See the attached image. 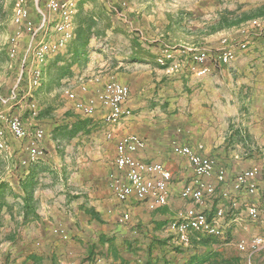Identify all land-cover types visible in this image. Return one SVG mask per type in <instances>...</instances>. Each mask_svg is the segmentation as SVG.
<instances>
[{
  "label": "crops",
  "instance_id": "1",
  "mask_svg": "<svg viewBox=\"0 0 264 264\" xmlns=\"http://www.w3.org/2000/svg\"><path fill=\"white\" fill-rule=\"evenodd\" d=\"M223 4L222 0H103L100 13L111 14L116 20L103 28L106 39L100 45L104 52L110 47L113 56L105 58V53L91 52L89 47L97 43L98 36L91 29L87 66L93 70L84 79L86 89L74 79L72 87L79 96L92 98L111 79L127 84L128 105L134 115L120 124L109 125L104 120L108 108L100 102L95 112L87 116L75 108L72 100L73 110L82 116L72 115L73 111H65L66 108L57 114L52 102L46 114H39L46 130L43 141L46 155L29 167L14 166L0 180V264H196L197 260L190 263L194 255L207 246L195 239L200 240L196 236L205 234L191 229L192 243L183 246L177 243L169 227L190 207L209 215L224 209L221 221L224 232L221 236L213 235L217 242L209 248L214 252L213 258H217L216 264H241L242 260L232 253L234 241L264 232V42L245 34L244 22L214 29L225 11ZM237 7L233 11L245 9ZM38 8L49 14L35 0L33 9L38 12ZM206 15L213 18L207 32L202 29H206L208 22L199 29L186 23L188 17ZM180 31L182 37L175 35ZM200 31L203 35H199ZM240 31L236 35L239 43L235 44V36L230 34ZM225 36L230 40L227 46L233 47L236 56L231 64H217L211 58L222 50ZM73 41L76 39L68 44L67 52ZM242 41L248 42L246 49L240 47ZM200 42H209L210 55L201 65L206 67L201 74L189 69V60L185 68L190 74L184 75L168 74L157 62L166 43L198 47ZM29 44L26 32L20 38L18 50L19 53L26 47L23 55L27 59L26 69L22 67L26 77H30L35 66L33 54L28 52ZM71 68L62 82L77 72L87 71H81L78 62ZM98 73L99 80L89 78ZM32 97L36 99L34 94ZM63 123L69 129L82 125L83 130L69 134L59 143L57 134ZM37 125L40 124L28 126ZM110 130L114 131L112 138L107 137ZM51 133L53 139H49ZM130 133L146 140V146L133 153L135 157L161 161L171 170L166 205L151 209L147 201L135 196L121 201L112 191L109 180L116 171V146L121 137ZM8 138L9 142L10 138L17 139L11 134ZM55 139L58 143H54ZM174 142L202 144L203 152L217 158L218 168L220 161H224L229 174L257 168L258 193L233 191L232 178L219 182L214 173L208 180L216 185L215 194L207 195L202 202L181 197V190L193 181L195 173L188 157L172 151ZM55 144L57 148L52 149ZM230 144L246 146L251 152L241 157L237 150L230 149ZM254 145L261 148L257 150ZM72 146H82L91 159L86 162L82 151L69 152ZM24 151L22 157L27 154L25 147ZM27 179L33 183L23 188ZM223 191H230L231 195L224 196ZM250 205L259 209L255 219L248 214ZM126 213L129 218L122 220ZM253 260L255 264H264V250L255 253Z\"/></svg>",
  "mask_w": 264,
  "mask_h": 264
},
{
  "label": "built area",
  "instance_id": "2",
  "mask_svg": "<svg viewBox=\"0 0 264 264\" xmlns=\"http://www.w3.org/2000/svg\"><path fill=\"white\" fill-rule=\"evenodd\" d=\"M84 0H47L46 8L49 14L38 8L40 22H36L28 0H16L13 9V22L18 26L9 42V56L15 57L19 50L20 38L25 30L30 36L28 52L33 54L34 68L28 78V86L22 83L23 75L19 77L18 83L12 89L9 96L0 95V105L10 106L13 101L22 102L27 99L28 108L34 117L39 116L40 108L38 103L32 98L33 89L43 84L42 65L58 54L67 52L68 44L77 37L75 26V15L79 10V3ZM249 26L255 35L264 37V15L255 17L249 21ZM246 34L247 27L242 29ZM228 37L223 38V48L220 54V61L224 64H231L236 54L233 47L227 46ZM242 49L248 47L247 41L240 43ZM177 48L182 52H191L192 60L189 62V69L196 74H201L206 67H201L209 58V51L205 47L193 46H173L166 44L162 47L157 56V62L169 74H185L187 59H183ZM26 58L23 59L24 69ZM23 73V72H22ZM87 74H76L74 77H66L63 81L62 89L66 97L74 102L75 108L82 114L90 116L96 110L97 102L108 108L104 115V120L109 125L120 124L125 119L134 115V110L128 105L130 88L127 84L111 79L103 84L92 98H84L73 89L72 82L79 80L83 89H86L84 81ZM97 76L90 79L99 80ZM9 134L24 142L27 151L25 157L20 159L23 167H29L31 163L37 162L46 155L43 141L46 137V130L37 125L30 128L20 114L9 113L5 108H0V157L12 156L9 142ZM114 131L107 132V137L112 138ZM146 146V140L142 136L130 133L121 137L117 143V154L115 157L116 171L110 174L109 184L112 191L121 200H128L135 196L141 201H147L151 209L166 205L169 200V185L172 180V172L161 161H147L137 158L133 153ZM204 146L199 144L193 146L180 142H174L172 151L178 155L189 158L193 167L195 178L187 183L180 192L181 197L192 199L197 202L205 200L207 195H213L217 191L216 185L208 181V177L216 173L219 182H226L229 174L224 167H217L214 156L203 152ZM259 170L257 168H245L239 171L234 178L230 179L233 191H246L249 194H257L259 184L257 181ZM223 195L229 197L230 191H223ZM248 214L252 218H257L259 209L255 205L248 207ZM225 215L223 208H219L213 215H209L203 210L190 207L181 212L179 217L170 223V229L177 235L178 240L188 244L190 242L191 229L208 235L221 236L224 227L221 224ZM129 214L123 215L122 220H127ZM56 230H59L58 228ZM62 231V230H61ZM63 232V231H62ZM238 247L248 254L246 264H255L253 255L264 250V232L254 235L250 239H242Z\"/></svg>",
  "mask_w": 264,
  "mask_h": 264
},
{
  "label": "rangeland",
  "instance_id": "3",
  "mask_svg": "<svg viewBox=\"0 0 264 264\" xmlns=\"http://www.w3.org/2000/svg\"><path fill=\"white\" fill-rule=\"evenodd\" d=\"M16 0H0V95L2 96H9L11 94L12 89L15 87V85L18 83L19 77L23 75L25 78H23V84L25 87L28 86V78L25 75L27 73L23 72L22 73V59L24 58V53L26 47H24V50L20 49L19 53L15 57H10L9 52H8V47H9V42L14 34L15 30L18 28V26L13 22V9H14V4ZM222 0L224 3V9L228 12H232L233 9H235L238 5V9H241L243 6L245 9H242L241 11L235 12L237 15H241V13H246L250 14L251 12L255 11V9H258L260 6L264 5V0ZM39 3L42 7L43 10H46L45 7V0H39ZM103 0H84L79 3V10L77 14L75 15V25L77 29V33L79 34L80 31H83L84 28H87L89 25H92V31L93 33H96L98 36H96L97 43L94 44L92 47H89L91 52H95L93 54H97L99 52L105 53L103 54L106 58V56H113L112 55V49L110 47L105 48V52L102 49L103 46L101 47L100 43L105 41L106 37L102 34L103 28L105 26L111 25L113 21L116 20L115 17H113L111 14H105L102 15L101 12V6H102ZM28 4L31 7L32 15L34 19L38 22L39 21V15L36 13V10L33 9L35 8V0H28ZM264 7V6H263ZM260 15H255L251 16L250 19L247 21H244L245 27L248 29V33H252L253 29L249 26V21L255 17H258ZM212 17L209 15L202 16V17H188L186 20V23H188L191 28H196L199 29L203 25L202 23L208 22L206 29H202L203 32H207L208 29L211 27L209 24L212 21ZM200 25V26H199ZM205 25V26H206ZM99 32V33H97ZM203 32H198L199 35H203ZM26 31H23V34H25ZM240 32H236V34H230L231 36H235L233 38V42L239 43V37L236 36L240 34ZM246 34V33H245ZM175 35L182 37L183 34L182 32H177ZM22 37V36H21ZM152 39V38H151ZM173 40V38H171ZM261 42H264V39L261 38L259 39ZM152 42L156 41L154 39L151 40ZM205 41V40H202ZM209 43V42H208ZM208 43H203L200 42L197 44L198 47H205L208 48ZM76 41L72 42L69 46L70 50L69 52L61 53L59 56H53L49 59V64H47V69L44 71L46 72V75L43 71L44 78L43 79V84L38 87L33 89V94L34 97L36 98L35 100L37 103H39L41 109H40V114L42 113H47L46 110L49 108V103L52 102L55 104L54 109L56 110V113L58 114L59 111H62V109L66 108L65 111L72 110L73 114L72 115H79L82 116L79 112H75L73 110V105L70 99L66 97V95L63 92L62 89V84L63 82L61 79L69 73V71H72V66L75 65V62H78V67L79 69L82 70H87L84 72V74H87L89 71H92L93 69H88L87 66V61L89 58H87L88 49H84L85 52H79L78 54L74 53L75 47H76ZM85 53V54H84ZM109 59V58H108ZM109 61H112L110 58ZM34 62V60H33ZM264 63V60H263ZM27 64V63H26ZM31 65V68L34 66V64H29ZM160 65V64H159ZM45 66V67H46ZM43 67V65H42ZM26 69V67H25ZM77 69V66L75 67ZM80 74L81 72H77ZM169 74V73H168ZM180 75V73H177ZM11 75V78L9 79L8 76ZM183 75V74H181ZM49 77V78H48ZM78 81V80H77ZM77 84V85H76ZM74 88L78 86V83H75ZM47 93V95H45ZM80 95V94H79ZM33 98V97H32ZM28 102L29 100L26 99L23 100L22 102L18 101H13L10 106L4 107L3 105H0V108H5L9 113H15V114H20L26 121V123L30 126L33 127L36 124H40L43 126V120L40 118L41 115L34 117L29 108H28ZM37 118H40V120H37ZM57 119H62L60 116H55ZM63 126L61 127L59 134H57V138L63 139L65 137H68L69 134L72 135L83 130V126L79 125L77 128L69 129L62 124ZM57 132V133H58ZM80 137L82 136L81 132L79 133ZM54 134L51 133L49 136V139H53ZM10 146H11V151H12V156L10 157H0V180L3 176L6 175V171L9 169L14 168V166L19 167L21 166L20 164V159L23 156L24 151V142L19 140V139H12L10 138ZM54 143H58L56 139L54 140ZM230 149L231 150H237V152L240 154L242 157L243 155H246L245 153H249V151L246 146L243 145H233L230 144ZM256 146V147H255ZM254 147L259 150L261 146L259 145H254ZM57 148V144H55V147ZM245 148V149H244ZM81 148H76V146H72L69 150V152H79L82 151L84 155V160L87 162L89 159H91L90 153L87 152V150ZM19 155V156H18ZM224 159V158H223ZM42 160V159H40ZM221 166H225L224 161H220ZM231 178V176L229 175ZM209 181V180H208ZM190 182V181H189ZM210 182V181H209ZM212 183V182H210ZM187 184V183H186ZM244 239V238H241ZM240 238L234 241V249L232 250L233 255L237 257L239 260L241 259V264H245V260H247V252H242L239 247ZM206 248L203 247L202 250H205Z\"/></svg>",
  "mask_w": 264,
  "mask_h": 264
},
{
  "label": "trees",
  "instance_id": "4",
  "mask_svg": "<svg viewBox=\"0 0 264 264\" xmlns=\"http://www.w3.org/2000/svg\"><path fill=\"white\" fill-rule=\"evenodd\" d=\"M264 6V5H263ZM261 6L259 7L258 9H255V11L251 12L250 14H246V13H241V15H237L235 12L236 11H232V12H228V11H224L218 18L217 22L214 24V29L215 28H222V27H226V26H230V25H233V24H238V23H241V22H244V21H247L248 19H250L251 16H255V15H263L264 14V7ZM31 8V7H30ZM38 14V12H36ZM39 15V14H38ZM36 21V20H35ZM37 22V21H36ZM38 23V22H37ZM91 29H92V25H89L87 28H84L83 31H80V33L78 34L77 33V37L75 38L76 39V47H75V50H74V53L75 54H78L79 52H83L84 49L87 48L88 46V43H89V37H90V32H91ZM250 35H253V37H256V38H263L262 36L260 35H255L254 32H252ZM167 44V43H166ZM168 44H171V43H168ZM177 50H179V48H177ZM183 59H187V61H191L192 60V53L191 52H182V49L179 50V52H177ZM220 54H221V51L218 50L214 55H213V58H211V60L215 61L217 64H224L220 61ZM214 56H215V59H214ZM210 59V55H209V58L208 60ZM207 60V61H208ZM186 74H190V71H188ZM184 75V74H183ZM216 161H217V165H218V160L217 158L215 157ZM220 167H223V166H220ZM224 168L227 170L228 174H229V170L227 169V167L224 166ZM241 170H238L236 171L235 173L233 174H229L231 176V178H234V176ZM32 180H29L27 179L26 181L23 182L22 186L23 188H27L28 186H30L32 184ZM29 197H27V199H29ZM196 237H199L200 240L198 239H195V242L196 243H199L201 245H204V246H207V249L202 251L200 254H197V255H194V258L191 260L190 263H192L194 260H197L198 264H205V263H208V264H216L218 263L217 261V258L214 259L213 258V253L212 252V249L209 248V246L212 244V243H215L217 242V239L213 237V235H208V234H205V235H197ZM175 238H176V241L178 244H181L183 246H189L191 245L192 243V237L190 236V242L188 244H185L181 241L178 240V237L177 235H175ZM194 241V240H193ZM196 263V264H197Z\"/></svg>",
  "mask_w": 264,
  "mask_h": 264
}]
</instances>
